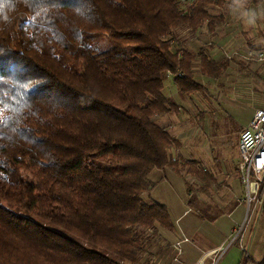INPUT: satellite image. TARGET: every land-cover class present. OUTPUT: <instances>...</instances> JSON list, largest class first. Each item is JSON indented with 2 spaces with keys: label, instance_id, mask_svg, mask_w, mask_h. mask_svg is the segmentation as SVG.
Here are the masks:
<instances>
[{
  "label": "trees",
  "instance_id": "obj_1",
  "mask_svg": "<svg viewBox=\"0 0 264 264\" xmlns=\"http://www.w3.org/2000/svg\"><path fill=\"white\" fill-rule=\"evenodd\" d=\"M226 1L0 0V264L145 262L156 228H174L144 196L150 175L187 166L156 120L178 109L165 81L191 94L198 69L227 72L182 36L214 30Z\"/></svg>",
  "mask_w": 264,
  "mask_h": 264
},
{
  "label": "crops",
  "instance_id": "obj_2",
  "mask_svg": "<svg viewBox=\"0 0 264 264\" xmlns=\"http://www.w3.org/2000/svg\"><path fill=\"white\" fill-rule=\"evenodd\" d=\"M197 32L192 33L195 38L187 37L184 42L194 51L206 45L197 41ZM196 74L200 81L208 79L210 86L217 80L203 75L199 69ZM241 76L219 82L209 90L220 93ZM204 90L187 94L180 90L173 76L165 81L163 92L178 109L157 116L156 120L179 141L178 146L171 148V154L187 162V166L181 172L155 169L150 175L154 186L144 196L168 207L174 228H156L143 264H203L212 256L219 257L215 264H240L243 248L250 254L243 245V237L233 243L230 240L246 214L245 203L238 201L245 193L237 164L239 136L256 109L264 106V100L246 118L230 117L226 122L219 107L206 103ZM194 167L198 171L205 167L212 176L209 190H205L204 181ZM238 244V248L234 247Z\"/></svg>",
  "mask_w": 264,
  "mask_h": 264
},
{
  "label": "rangeland",
  "instance_id": "obj_3",
  "mask_svg": "<svg viewBox=\"0 0 264 264\" xmlns=\"http://www.w3.org/2000/svg\"><path fill=\"white\" fill-rule=\"evenodd\" d=\"M210 11L219 16L221 21L217 22L214 30L207 24L201 27L197 32V41H203L211 47V53L217 59L227 58L230 65L221 78L212 81L213 86L209 85L208 79L202 80L207 88L203 92L205 101L212 107L220 108L224 121L229 122L230 117L242 120L264 100V60H257L258 52H264V3L227 0L222 6H212ZM182 34L183 37L195 38L190 31ZM208 42L211 44L208 45ZM233 75L243 76L237 77L231 86H225L220 93L209 90L216 88L219 82H228ZM261 204L242 233L243 245L257 260L264 256V212ZM234 236L235 232L232 239ZM214 258H208L203 264H211Z\"/></svg>",
  "mask_w": 264,
  "mask_h": 264
},
{
  "label": "built area",
  "instance_id": "obj_4",
  "mask_svg": "<svg viewBox=\"0 0 264 264\" xmlns=\"http://www.w3.org/2000/svg\"><path fill=\"white\" fill-rule=\"evenodd\" d=\"M183 1L191 5L196 0ZM258 1L264 3V0ZM257 59L264 60L263 51L258 52ZM237 164L245 188L244 195L238 198V201L245 203L246 214L242 223L235 229V236L231 243L242 238L244 229L262 202L264 190V106L256 109L250 121L240 131ZM218 259L219 257H215L211 264H215Z\"/></svg>",
  "mask_w": 264,
  "mask_h": 264
}]
</instances>
